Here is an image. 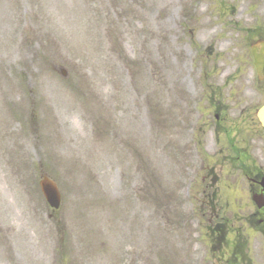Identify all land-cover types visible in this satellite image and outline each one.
Returning <instances> with one entry per match:
<instances>
[{
  "label": "rangeland",
  "instance_id": "obj_1",
  "mask_svg": "<svg viewBox=\"0 0 264 264\" xmlns=\"http://www.w3.org/2000/svg\"><path fill=\"white\" fill-rule=\"evenodd\" d=\"M260 26L264 0H0V264H264Z\"/></svg>",
  "mask_w": 264,
  "mask_h": 264
},
{
  "label": "water",
  "instance_id": "obj_2",
  "mask_svg": "<svg viewBox=\"0 0 264 264\" xmlns=\"http://www.w3.org/2000/svg\"><path fill=\"white\" fill-rule=\"evenodd\" d=\"M264 43H262L263 45ZM257 47H253V56L255 61V66L258 71V73L264 77V49H262V52L258 54ZM258 117L261 121V123L264 125V106L259 110ZM42 192L47 199L48 203L54 207L59 208L61 204V193L59 191V188L54 180L49 178L48 176H44L40 181ZM259 206H262L261 203H258Z\"/></svg>",
  "mask_w": 264,
  "mask_h": 264
},
{
  "label": "flooded vegetation",
  "instance_id": "obj_3",
  "mask_svg": "<svg viewBox=\"0 0 264 264\" xmlns=\"http://www.w3.org/2000/svg\"><path fill=\"white\" fill-rule=\"evenodd\" d=\"M262 177H264V173L257 174L256 177H250L251 192L253 193V195H256L257 197H264V187H262V185L259 183ZM257 214L263 215L264 217V209L262 211L257 212Z\"/></svg>",
  "mask_w": 264,
  "mask_h": 264
}]
</instances>
